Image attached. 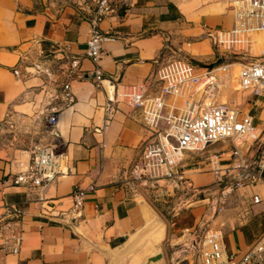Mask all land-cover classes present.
Returning a JSON list of instances; mask_svg holds the SVG:
<instances>
[{"label":"crops","instance_id":"1","mask_svg":"<svg viewBox=\"0 0 264 264\" xmlns=\"http://www.w3.org/2000/svg\"><path fill=\"white\" fill-rule=\"evenodd\" d=\"M218 8L206 5L193 10L176 0H133L119 12L102 13L73 0H0V217L9 212L23 217L21 244L17 250L11 243L0 246V264H144L159 254L163 258L155 264H171L178 257L183 260L177 264H190V256L183 253L210 215L205 212L190 210L178 219H161L160 227L133 247L137 236L159 216L143 204L145 192L133 191L125 180L144 145L167 125L162 121L159 129L150 127L139 110L125 103L118 105L106 125L112 97L108 83L115 89L144 84L150 95L159 94L163 81L172 80L181 69L177 61L204 60L209 46L215 45L214 34L233 27L234 9ZM95 24L108 38L98 67L86 56ZM257 42L253 36V44ZM171 52L192 60L176 59L169 56ZM75 59L81 62L84 78L72 83L76 101L60 110L55 128V139L66 153L65 174L45 189L20 186L16 180L31 155L28 141L39 133L46 137L42 114L49 110L41 75L31 64L38 62L57 73L62 84L65 67ZM17 68L19 75L14 73ZM97 68L103 76L100 82L93 76ZM248 94L256 106L264 105ZM195 98L205 101L207 92ZM244 114L255 124V116ZM13 129L32 131L27 145L12 137ZM233 150L227 141L203 152H187L185 183L176 188L162 181L150 187L216 188L222 179L236 174ZM240 154H245L242 149ZM79 189L84 191L80 210L73 199ZM251 190L264 198L263 185ZM248 210L242 223L237 218L246 208L235 209L223 228L227 252L238 258L264 234V200ZM219 222L213 225L220 226ZM163 250L172 251V257Z\"/></svg>","mask_w":264,"mask_h":264},{"label":"built area","instance_id":"2","mask_svg":"<svg viewBox=\"0 0 264 264\" xmlns=\"http://www.w3.org/2000/svg\"><path fill=\"white\" fill-rule=\"evenodd\" d=\"M99 4L102 13L111 11L107 0H101ZM234 14L233 27L230 30L217 31L214 34V43L219 51H232L239 57L252 50L253 35L264 32V0L239 2L234 8ZM107 40L95 24L87 42L86 56L97 67L102 60L103 44ZM177 62L181 64V69L175 72L172 80L163 81L159 94L150 95L144 84L120 85L109 101L106 125L112 121L113 114L121 103L127 104L133 110H139L143 120L152 128L159 129L162 121L167 125L166 130L158 131L156 138L144 145L141 156L128 172L125 184L135 192H138L142 185H154L162 181L178 188L186 182L183 164L187 152H203L213 145L231 141L238 182L231 187L224 186L226 194L209 203L210 215L197 228L193 237L196 264H264V234L238 258L227 252L223 231L225 222L222 220L217 227L213 225V222L220 220L225 213L227 197L231 192L238 191L244 198L242 204L246 211L237 218V221L242 223L248 218V209L264 200L261 195L251 190L258 185L264 186V152L259 159H253L251 162H248L244 154H240L241 145L250 139L259 140L263 130L259 129L260 132H257L254 119L245 115L242 110L226 104H206L207 99L202 101L195 98L201 92L206 91L208 96L222 86L230 89L236 85L235 90L248 92L264 101V62L241 64L234 81L231 73L235 64L218 67L221 69L220 73L214 75L216 68L197 69L185 58ZM31 65L41 75V92L49 102V110L45 111L47 126L50 129L48 133L56 137L55 128L60 110L72 106L76 101L72 83L84 78L81 62L75 59L65 67L66 80L62 84L56 79L57 73L48 71L38 62ZM195 69L204 73H196ZM221 72L226 75L225 78L220 77ZM14 73L19 75V68L15 69ZM93 76L99 82L103 80L98 68ZM210 78H216L217 82L205 85ZM55 137L41 146L34 144V138L31 139L34 145L30 150V160L18 176L16 184L28 189H45L65 174L66 153L63 144ZM73 199L75 209H82L84 191H75ZM14 212L18 213V209ZM20 214L19 212L18 216H13V213L9 212V221L4 224L8 229L13 228L14 237L7 244H13L14 250L21 244L19 223L23 221V217Z\"/></svg>","mask_w":264,"mask_h":264},{"label":"rangeland","instance_id":"3","mask_svg":"<svg viewBox=\"0 0 264 264\" xmlns=\"http://www.w3.org/2000/svg\"><path fill=\"white\" fill-rule=\"evenodd\" d=\"M77 2H82L83 5H88L91 7L92 10H97L100 11V4L99 2L101 0H73ZM108 1V6L110 7L111 11L119 12L121 11L124 7L128 6L131 1L133 0H107ZM181 6H189L193 10L201 9L202 7H205L206 5H217L219 7L218 9L222 10H228V9H234L239 3L244 0H176ZM76 3V2H75ZM109 11V12H111ZM105 13V12H104ZM255 39H258L257 44H253L252 50L245 52L241 54L239 57L235 56V54L232 51H219L215 45L209 46V50L207 53V56L204 58V60L199 61L198 60H192L191 57L185 56L184 54L181 56H178L179 54H182L180 52L173 53L171 52L169 56L174 55L176 59H180L182 57H187L188 59L198 63V64H203V65H211L213 63H216L218 60L222 59L223 64L218 66L219 68L224 66V65H234L231 77L232 81L236 78L238 75L240 65L241 64H248L252 62H264V33H256ZM193 64L194 67L201 68L195 63ZM215 70L214 75H217L220 73L218 69ZM202 69V68H201ZM198 73H204V71H199ZM222 75L220 77H226L223 72H221ZM228 75V74H227ZM217 82V79H216ZM236 87V85L234 86ZM232 87L230 89L225 88V87H220L215 89L212 93H210L207 96L206 104L209 103H216V104H226L230 106L231 108L234 109H239L242 110L244 113H250L251 116H255L256 118V126L258 129L263 130V132L260 135L259 140L257 141H252L251 139L248 141H245L241 145L242 151L245 153V157L248 160V162H251L253 159H259L262 153L264 152V105L257 104V106L253 103V100L251 99L250 95L244 91H237L235 88ZM46 112L43 113V117L45 120H43V125L41 130L45 133L46 137H40V133L37 134L35 138V143L38 146L41 145H46L47 143L50 142L52 139L51 134L48 132L50 131L49 127L47 126V120L45 116ZM46 124V126H45ZM16 131L19 133L18 135H15L13 133ZM12 132V137L16 136V141H21L23 142L28 141V137H31L32 131L31 132H25L23 130H16L13 129ZM29 144H28V150L30 151L32 146L31 140L29 139ZM22 143V142H20ZM27 145V142H26ZM24 146V145H23ZM196 155V154H194ZM238 177L235 176V174H232V176H228L226 179L224 178L223 181L219 182L221 183L218 187L216 188H210L208 191H204L205 189L201 190H194L191 188V190H188V188H179L178 190H173L169 191L167 189H164L162 191H159L158 189L151 188L150 186L153 184H146L141 186V191L145 192L146 195V202L142 200L143 204L146 205V208L152 207L156 213L158 214V219L159 221L162 220H173V219H178L183 215L185 212L190 211V210H198V213H203L205 212L204 215H209L211 211V205L209 203H212L213 201L219 199L223 194L225 193L224 186H233L238 182ZM245 183L248 184L246 181ZM181 186V185H180ZM219 188V189H218ZM218 189V191H216ZM226 194V193H225ZM240 195L242 193H238V191L231 192L230 195L227 197L228 202L226 203V211L225 213L220 217V222L222 220L225 222L227 221V218H233L234 210L237 208H241L243 206L242 202L244 198H242ZM206 201V202H204ZM205 203V204H203ZM200 213V214H201ZM9 216V215H8ZM8 216L6 215L5 217H0V246L7 245L8 242L11 241L12 237H14V232L13 228L8 229L4 225L7 221H9ZM206 220V218H205ZM162 222V221H161ZM225 222V227H226ZM162 224V223H161ZM193 240L190 242V246L186 247L188 250L185 254V256H190L187 258V261H190V264H196L197 258L195 257V249L193 245ZM162 253V252H161ZM163 253L170 256V258L173 255V252L171 253L167 252L166 250H163ZM185 258V257H184ZM177 261H172L171 264H177L183 260V257H178L176 259ZM176 262V263H174Z\"/></svg>","mask_w":264,"mask_h":264},{"label":"water","instance_id":"4","mask_svg":"<svg viewBox=\"0 0 264 264\" xmlns=\"http://www.w3.org/2000/svg\"><path fill=\"white\" fill-rule=\"evenodd\" d=\"M199 67H201L202 69H210V70H213L215 68H217L218 66L222 65L223 64V60L220 59L218 60L216 63H213L211 65H203V64H198L196 63ZM216 81V78H210L206 83V84H210L212 82H215ZM109 86H110V91H111V94L113 96L114 92H115V87H114V83L112 82H109L108 83ZM159 225H161V221L159 220H155L153 221L146 229H144L138 236L137 238L134 240L133 242V247L136 246V244H138L142 239H144L146 236H148L152 231H154ZM162 255L159 254V255H156V256H153V257H150L149 259H147L144 264H155L157 262H159L160 260H162Z\"/></svg>","mask_w":264,"mask_h":264},{"label":"bare ground","instance_id":"5","mask_svg":"<svg viewBox=\"0 0 264 264\" xmlns=\"http://www.w3.org/2000/svg\"><path fill=\"white\" fill-rule=\"evenodd\" d=\"M237 4H238V3H237ZM257 132H260V130H257ZM158 227H160V225H159ZM158 227H157V228H158Z\"/></svg>","mask_w":264,"mask_h":264}]
</instances>
